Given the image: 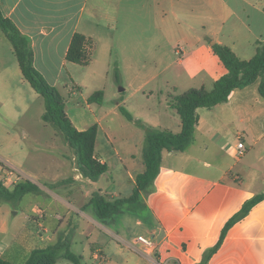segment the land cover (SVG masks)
<instances>
[{"label": "crops", "instance_id": "crops-1", "mask_svg": "<svg viewBox=\"0 0 264 264\" xmlns=\"http://www.w3.org/2000/svg\"><path fill=\"white\" fill-rule=\"evenodd\" d=\"M0 5L29 39L34 65L48 83L57 86L61 78H70L75 85L71 96L82 92L87 81L95 85L86 95L81 93L93 119L87 126L72 120L79 129L98 124L95 154L108 166L97 180L85 172L80 179L69 175L54 180L61 182L48 189L53 197L44 203L50 213L43 233H38L34 213L39 202L24 203L27 196H36L33 192L17 200V207L0 197L1 257L25 264L33 249L69 236L71 249L81 244V260L88 252L100 264H264V199L222 238L230 219L264 193L260 79L232 91L226 102L199 107L194 140L185 150L163 149L160 172L145 197L148 217L125 209L100 219L90 202L93 194L107 201L132 195L137 176L146 170L148 131H182L171 97L191 88L211 90L227 73L214 44L230 47L243 60L256 54L259 42L264 43V0H0ZM76 33L93 43L89 65L67 59ZM144 67L169 72L161 91L167 96L164 111L144 116L128 111L129 119L117 99L115 108H105V70ZM50 68L56 69L54 75ZM78 75L85 78L79 80ZM99 90L102 102H90ZM40 96L24 78L13 44L0 43V150L22 149L21 141L30 138L33 128L27 116ZM118 109L127 122L122 129L114 125ZM240 141L246 151L237 157ZM3 154L4 175L11 169L21 180L40 184L33 171L22 167L24 159ZM140 235L155 240L154 254L144 252Z\"/></svg>", "mask_w": 264, "mask_h": 264}, {"label": "trees", "instance_id": "trees-1", "mask_svg": "<svg viewBox=\"0 0 264 264\" xmlns=\"http://www.w3.org/2000/svg\"><path fill=\"white\" fill-rule=\"evenodd\" d=\"M0 29L10 39L14 46L24 78L32 87L44 96L46 108L43 119L56 126L65 138L72 144L77 152L79 163L85 174L91 180H97L104 174L108 166L102 163L95 154V146L98 134V124H92L86 129L76 127L67 113L65 98L60 94L56 86L47 82L44 76L34 65V52L29 39L22 34L14 22L4 16L0 5ZM93 43L86 36L76 33L67 52V59L80 65H89L92 61ZM214 52L222 60L227 73L215 81L211 90L205 88H191L188 91L174 95L170 99V105L174 107L182 118V131L174 133L170 130H149L146 138L145 164L146 170L137 176V184L131 196L107 201L101 194H93L90 202L94 204L100 219L109 218L138 201L143 192L151 191L154 180L161 169L163 149L181 151L194 140V132L198 124L199 107H213L226 102L232 91L249 86L260 79V94L264 97V43L259 42L256 54L249 60L239 58L228 46L214 44ZM119 79V73L116 72ZM103 91L94 92L90 102L101 103ZM122 113L129 119L131 114L123 107ZM39 186L33 181L25 180L16 185L11 191L0 183V196L14 199L21 198L29 192L39 191ZM264 199V193L258 194L249 201L239 213L227 223L222 238L227 230L238 220L243 218L250 209ZM69 236L60 239L55 244L38 247L32 250L25 264H56L60 258L70 260L74 264H81L82 257L75 254L70 247ZM218 246V245H217ZM216 246V247H217ZM213 248L212 250H214ZM207 257L204 259L206 262ZM0 264H16L0 256Z\"/></svg>", "mask_w": 264, "mask_h": 264}, {"label": "rangeland", "instance_id": "rangeland-1", "mask_svg": "<svg viewBox=\"0 0 264 264\" xmlns=\"http://www.w3.org/2000/svg\"><path fill=\"white\" fill-rule=\"evenodd\" d=\"M0 43L12 45L11 41L6 37L5 33L1 29ZM117 71L119 73V79L116 78ZM55 72V68H50V76L54 75ZM168 75L169 72L165 69L155 67H144L138 69L121 68L119 70L116 68L106 69L105 85L108 88V95L105 108H115L117 99L122 104L123 108L134 114L143 113L144 116L150 115L154 112L164 111L166 105L165 98L167 96L166 94H161V91L166 89L165 80L167 79ZM78 77L79 80L85 78L83 75H78ZM74 86L75 85L73 84V81L70 80V78H61L56 88L65 98L66 110H69L70 118L73 119L78 126H87L88 120L93 119V114L91 113V109L89 108L88 104L81 96L86 95L95 85L90 84V82L87 81V83L84 84V87L81 88L82 92L71 96L69 94V90L73 89ZM120 88H126V91L122 90L119 92ZM70 92H72V90ZM81 93H83V95ZM45 108L46 100L44 96H40V98L34 102L32 111L27 116V122L32 124L33 128L28 133L30 138L21 141V143H23L22 149L15 147H3V151L0 150L1 153H4L2 156H9L7 153H10L12 158L11 160L24 159L22 167L33 171L37 176L36 178L40 183L38 185L40 189L37 192H33V194L36 195L34 198L31 199L30 196H27L24 203H29L31 200H33L32 204L34 201L39 202L37 205H35L36 207L34 210V213H38V216H36L38 219V233L45 232L46 215L50 213L49 207L44 205V203H47V201H50V198L53 197L52 192L48 189L53 188L56 183L61 182L54 180L64 178L65 176L69 175H75L77 177L76 179H80L82 177L81 175L84 174V169L78 161L75 147L70 144L68 140H66L65 136H61V132L56 126L49 122H45V120H43L41 117V113L45 112ZM118 112L120 116L117 115L118 119L115 121L114 125L117 128L122 129V124L127 122H125V116L121 114L119 109ZM126 133L130 134L129 130H127ZM64 142L68 146L67 148L63 145ZM63 152H65L67 156L65 155L64 157ZM66 171L69 173L67 174ZM3 173L4 170H1L0 183L3 184V182H7L8 186L5 184L3 185L11 191L15 190L17 184L25 181L19 179L15 183H11L6 179L8 172L5 173L6 176ZM146 196L147 193L143 192L140 196V199L133 202L130 205V208L127 209L134 211L139 215L148 217V211L145 205ZM0 197L4 198L2 196ZM24 197L25 195L21 198L23 199ZM21 198L4 199L10 201L7 202L8 204L17 207L20 204V201L17 200ZM80 245L81 244L74 243L71 249L79 256L82 252V246ZM85 256V259L81 260L82 264H100V261L90 259L88 252L85 253ZM57 264H73V262L67 259H60Z\"/></svg>", "mask_w": 264, "mask_h": 264}, {"label": "built area", "instance_id": "built-area-1", "mask_svg": "<svg viewBox=\"0 0 264 264\" xmlns=\"http://www.w3.org/2000/svg\"><path fill=\"white\" fill-rule=\"evenodd\" d=\"M246 151V146L245 143L240 141L238 142L237 148H236V155L237 157H241ZM7 177L6 179L11 182V183H15L17 180L20 179L18 173L14 170H8L7 171ZM6 176V175H5ZM3 184L7 185V182H3ZM138 242L142 245L143 250L145 253L152 255L154 254V252L157 249V243L155 242V240L149 236L146 235H140L138 236ZM150 264H154V262H150Z\"/></svg>", "mask_w": 264, "mask_h": 264}, {"label": "water", "instance_id": "water-1", "mask_svg": "<svg viewBox=\"0 0 264 264\" xmlns=\"http://www.w3.org/2000/svg\"><path fill=\"white\" fill-rule=\"evenodd\" d=\"M120 90L122 91V90H124V88H120Z\"/></svg>", "mask_w": 264, "mask_h": 264}]
</instances>
